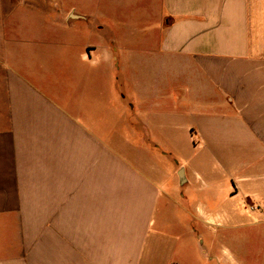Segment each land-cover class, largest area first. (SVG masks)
<instances>
[{"label":"crops","instance_id":"crops-1","mask_svg":"<svg viewBox=\"0 0 264 264\" xmlns=\"http://www.w3.org/2000/svg\"><path fill=\"white\" fill-rule=\"evenodd\" d=\"M188 138L264 220V0H0V264H243L153 235L202 176L150 154Z\"/></svg>","mask_w":264,"mask_h":264},{"label":"rangeland","instance_id":"rangeland-1","mask_svg":"<svg viewBox=\"0 0 264 264\" xmlns=\"http://www.w3.org/2000/svg\"><path fill=\"white\" fill-rule=\"evenodd\" d=\"M85 38L78 37L82 40ZM130 38L122 37L124 43L135 44L134 39L131 41ZM76 53L73 48L72 54ZM178 144L180 145L162 149L160 152L154 150L150 154L158 169L167 173L177 166L176 162H179L186 167L190 165L191 169L193 167L202 178L196 181V185L190 188V191L188 187L184 191L183 202L188 207V213L182 216L181 211L167 207L165 197L161 198L153 235L173 242V239L178 237H188V248L192 252L201 251L209 259L217 252L222 253L221 241L227 238L230 242L229 248L241 256V263L264 264V220L256 222L246 214L243 216L237 210V204H233L231 208L232 204L226 197L229 192L226 188H229L230 184L225 185L221 178L223 171L221 159L226 154V149L206 147L198 142L194 144L189 138ZM146 150L141 149L145 154ZM247 159L249 157L244 160ZM246 166L250 167L249 164ZM248 203L250 205L253 202ZM178 222L181 226H178ZM207 224H213L215 227L211 228Z\"/></svg>","mask_w":264,"mask_h":264},{"label":"water","instance_id":"water-1","mask_svg":"<svg viewBox=\"0 0 264 264\" xmlns=\"http://www.w3.org/2000/svg\"><path fill=\"white\" fill-rule=\"evenodd\" d=\"M179 175H180V177H184V175H183V170H180V172H179Z\"/></svg>","mask_w":264,"mask_h":264}]
</instances>
